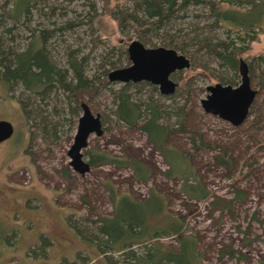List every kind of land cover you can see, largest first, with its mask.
Here are the masks:
<instances>
[{
	"label": "rangeland",
	"instance_id": "1",
	"mask_svg": "<svg viewBox=\"0 0 264 264\" xmlns=\"http://www.w3.org/2000/svg\"><path fill=\"white\" fill-rule=\"evenodd\" d=\"M115 1L43 0L31 6V21L22 17L9 23L18 26L16 43L24 44L27 27L53 28V23L61 26L71 22L72 27L54 35L49 43L62 63L66 62L68 48L81 49V54L90 58L87 72L93 75L101 64L117 60L121 49L127 51L137 39L133 30L122 32L108 15L105 5L113 6ZM3 2L0 0V9ZM120 2L127 7L133 4L131 0ZM233 2L222 0L221 4L248 8ZM180 15L172 24L175 29L202 28L221 40L249 45L239 59L249 64L252 86L258 90L253 112L242 125L233 126L203 110L201 100L208 94L207 87L221 83L217 76L236 75L204 53H199L188 69L172 75L179 83L174 98L149 85L133 86L130 91L134 97H153L170 110L177 104L186 105L191 117L183 129L171 118L175 132L169 144L184 150L191 158L190 181L193 184L201 181L214 197L188 198L181 190L180 177H166L169 166L147 135L128 127L114 115L110 89H118L124 83L112 82L92 100L85 99L94 113L102 115L104 133L90 136L84 154L96 147L117 156L141 158L154 170L146 182L136 181L132 169L114 164L92 166L84 175L75 171L69 164L68 150L76 128L70 140L65 136L57 143L37 139L29 147V130L20 104L9 95V85L2 81L0 120L11 122L15 130L9 139L0 142V264H71L77 256L81 260L78 258L76 264H116L120 254L110 251L104 259L95 244L86 239L97 234L98 218L114 213L107 184L139 200L148 198L153 191L164 196L167 209L186 221V234L197 238L202 264H264V33L249 43L238 36L242 37L243 32L228 23L211 27L214 17L206 4L191 5ZM159 46L162 45L158 41L147 45ZM235 80L234 86L241 82L239 72ZM20 91L17 87L13 94L17 96ZM85 159L89 161L87 155ZM65 169L70 170L69 176ZM218 198L230 202V206L226 202H219L218 206L214 203ZM160 242L176 246L178 236H167Z\"/></svg>",
	"mask_w": 264,
	"mask_h": 264
},
{
	"label": "trees",
	"instance_id": "2",
	"mask_svg": "<svg viewBox=\"0 0 264 264\" xmlns=\"http://www.w3.org/2000/svg\"><path fill=\"white\" fill-rule=\"evenodd\" d=\"M40 1L43 0H5L0 9V82L9 85V95L20 104L29 130V147L37 139L57 143L65 136L70 140L81 114V103L87 102L85 99L92 100L112 83L108 79L110 70L130 62L128 52L121 49V56L117 60L106 61L99 66L97 73L89 75V56L82 55L81 49L71 47L67 49L66 62L59 61L49 40L72 27L71 22L61 26L53 23V28L27 27L25 43L17 44L19 35L15 34L18 29L15 23L22 17L31 21V6ZM131 1L132 7L124 6L120 0H116L113 6H108V3L105 5L108 15L117 22L122 32L133 30V35L146 46L155 45L158 41L162 46L185 54L190 61H194L199 53L217 59L221 66L236 73L231 78L217 76L223 84L235 85L239 56L249 45L221 40L207 34L202 28L199 31L194 28L175 29L172 25L174 19L181 17L180 12L186 11L191 5L206 4L211 17H214L213 23L209 24L211 27L228 23L230 27L238 28V32H243L242 37L240 34L238 36L243 42L249 43L264 33V0H234L233 4L248 7L244 10L238 9L240 7H224L222 0ZM10 21L15 23L10 24ZM142 85H149L159 91L158 86L146 81L128 82L118 89H110L115 103L114 115L128 127L147 135L169 166L166 177H180L183 180L181 190L188 198H213L201 181L197 184L190 181L193 174L191 158L184 150L169 144L175 132V128L171 127V118L174 117L176 124L183 129L191 117L186 105L177 104L170 110L153 97H134L130 88H140ZM17 87L21 91L15 96L13 93ZM176 93L177 90L169 97L174 98ZM254 107L255 103L250 114ZM85 155L89 157L91 167L114 164L119 168L132 169L136 181L146 182L154 174L153 168L145 160L128 154L117 156L94 147L87 149ZM65 173L69 176L70 170L65 169ZM107 188L114 203V213L110 217L98 218L95 226L97 234L86 238L89 243L95 244L104 259L113 251L121 256L116 264H202L197 238L186 234V221L167 209L164 196L153 191L148 198L139 200L110 184H107ZM219 202L226 201L218 198L214 203L221 206ZM226 206H230V202L227 201ZM159 216L162 221L158 219ZM172 235L178 236V245L168 247L160 242L161 238ZM138 249H142V252ZM78 258L71 264L79 263Z\"/></svg>",
	"mask_w": 264,
	"mask_h": 264
},
{
	"label": "water",
	"instance_id": "3",
	"mask_svg": "<svg viewBox=\"0 0 264 264\" xmlns=\"http://www.w3.org/2000/svg\"><path fill=\"white\" fill-rule=\"evenodd\" d=\"M130 64L110 70V82L128 83L146 81L159 87L163 95H172L179 87L173 80L176 72L188 69L190 59L177 50L165 46L147 47L139 39L133 40L128 48ZM239 73L241 82L231 84L216 83L207 87L208 94L201 100L206 113L216 115L233 126L242 125L250 116V110L256 100L258 90L252 86L249 64L240 59ZM14 125L7 120H0V142L14 134ZM104 133L102 116L94 113L85 101L81 103V114L77 121L73 142L68 150L70 166L84 175L91 170L90 162L85 159L84 150L89 145L92 134Z\"/></svg>",
	"mask_w": 264,
	"mask_h": 264
}]
</instances>
